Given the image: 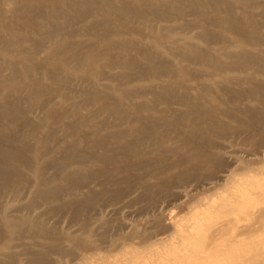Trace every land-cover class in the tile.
<instances>
[{
    "label": "bare ground",
    "instance_id": "1",
    "mask_svg": "<svg viewBox=\"0 0 264 264\" xmlns=\"http://www.w3.org/2000/svg\"><path fill=\"white\" fill-rule=\"evenodd\" d=\"M0 264H264V0H0Z\"/></svg>",
    "mask_w": 264,
    "mask_h": 264
}]
</instances>
